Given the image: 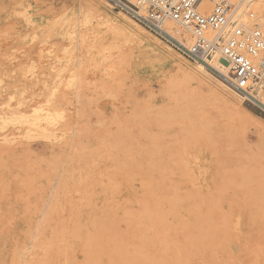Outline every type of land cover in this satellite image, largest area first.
Here are the masks:
<instances>
[{
	"label": "rangeland",
	"instance_id": "rangeland-1",
	"mask_svg": "<svg viewBox=\"0 0 264 264\" xmlns=\"http://www.w3.org/2000/svg\"><path fill=\"white\" fill-rule=\"evenodd\" d=\"M119 4L0 0V264H264V108Z\"/></svg>",
	"mask_w": 264,
	"mask_h": 264
},
{
	"label": "built area",
	"instance_id": "built-area-1",
	"mask_svg": "<svg viewBox=\"0 0 264 264\" xmlns=\"http://www.w3.org/2000/svg\"><path fill=\"white\" fill-rule=\"evenodd\" d=\"M246 1L119 0V6L153 32L162 34L160 27L166 21L184 29L189 41L173 40L175 49L190 60L201 61L209 70V60L223 62L227 72L217 74L218 78L242 102L254 103L255 95L264 91V30L240 22L243 7L249 19L255 18Z\"/></svg>",
	"mask_w": 264,
	"mask_h": 264
},
{
	"label": "bare ground",
	"instance_id": "bare-ground-1",
	"mask_svg": "<svg viewBox=\"0 0 264 264\" xmlns=\"http://www.w3.org/2000/svg\"><path fill=\"white\" fill-rule=\"evenodd\" d=\"M98 1L103 2V4H107L108 6H111V7H113V5H117V3H119V0H98ZM110 1L112 2L113 5H111L109 3ZM130 1L132 3H134V0H130ZM246 3L249 5L250 9L253 10V14L255 15V18L249 19L247 17V13L245 11V8L243 7L240 10V13L238 15L240 22L246 26L247 25L248 26H254L255 25L256 27H259L262 30H264V0H247ZM204 4H206V3H204ZM115 11L117 13L118 18L123 20L126 24L133 27L134 29H136L140 33L148 35V33H145L146 32L145 29L143 27H141L139 24H137L135 21H133L130 17L126 16L124 13H122L118 10H115ZM84 14L86 15L87 13H84ZM86 16L87 17H85V16L84 17L88 18L89 14H87ZM98 18L99 17H97V19ZM160 29H161V33L164 34L165 36H167L171 40H176V41L181 42L183 44H187V42L189 41L188 32H186L184 29L176 26L172 22L166 21L165 23H163L161 25ZM91 36H92V34H91ZM155 39L156 38H154V42H157V41H155ZM159 42H161V41H159ZM158 44L161 46L162 50L167 52L168 47H166L164 45V43H158ZM91 48H93V47H91ZM185 60H187V59H185ZM187 62H190V61H187ZM189 64H191V65H188L189 69L188 70L184 69L188 75H190L191 77H195V78L200 77V78H204V80L206 79V80L215 82V85L218 88H220L225 94L232 97L237 103L240 102L239 98L241 99V97L237 93H235L230 87H228L226 84L222 83L221 81H219L215 77L211 76L206 71L205 64L203 65V63L201 61L193 60V62L189 63ZM208 64H209L210 68L218 74H226V72H227L225 64L223 62L218 61L216 58L209 60ZM255 97L257 99L258 104L264 108V91L258 92L255 95Z\"/></svg>",
	"mask_w": 264,
	"mask_h": 264
}]
</instances>
